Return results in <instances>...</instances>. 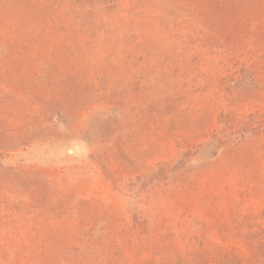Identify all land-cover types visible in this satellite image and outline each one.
<instances>
[{
    "label": "rangeland",
    "instance_id": "rangeland-1",
    "mask_svg": "<svg viewBox=\"0 0 264 264\" xmlns=\"http://www.w3.org/2000/svg\"><path fill=\"white\" fill-rule=\"evenodd\" d=\"M0 264H264V0H0Z\"/></svg>",
    "mask_w": 264,
    "mask_h": 264
}]
</instances>
